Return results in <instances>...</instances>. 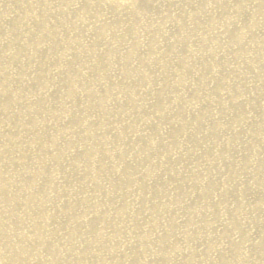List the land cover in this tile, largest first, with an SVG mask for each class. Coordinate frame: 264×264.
<instances>
[{
	"label": "bare ground",
	"instance_id": "1",
	"mask_svg": "<svg viewBox=\"0 0 264 264\" xmlns=\"http://www.w3.org/2000/svg\"><path fill=\"white\" fill-rule=\"evenodd\" d=\"M0 264H264V0H0Z\"/></svg>",
	"mask_w": 264,
	"mask_h": 264
}]
</instances>
